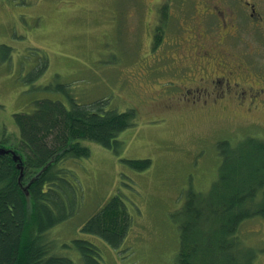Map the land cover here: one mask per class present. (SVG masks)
Wrapping results in <instances>:
<instances>
[{
    "label": "rangeland",
    "instance_id": "1",
    "mask_svg": "<svg viewBox=\"0 0 264 264\" xmlns=\"http://www.w3.org/2000/svg\"><path fill=\"white\" fill-rule=\"evenodd\" d=\"M226 1L239 20L232 57L259 91L264 89V31L251 28L249 12L239 10L252 2L256 15L264 16V0H204L201 6L211 9ZM154 4L155 0H0L1 138L11 134L14 142L18 130L13 115L28 112L34 100L50 97L69 105L56 85H63L79 103L106 99L107 108H131L137 114L133 125L118 136V153L83 141L90 157L65 165L75 178L77 210L47 234L74 264H83L79 253L62 247L74 239L94 243L102 264H173L179 234L172 214L181 208L189 188L206 192L216 178L217 143L264 139V101L253 108L232 99L225 107L223 103L207 109L171 105L176 97L165 84L176 79L168 71L167 57H178L175 65L181 63L177 48L186 50V43H168L185 39L191 19L172 6L162 43L153 49L150 40L159 26ZM186 8L193 11L196 6ZM202 21L199 14L197 23L204 25ZM246 65L262 76L256 79ZM260 92L262 98L264 91ZM121 159H149L151 166L136 171ZM115 194L122 195L133 220L125 246L118 251L80 230ZM243 232L247 245H264V218L247 222ZM256 264H264V250Z\"/></svg>",
    "mask_w": 264,
    "mask_h": 264
},
{
    "label": "trees",
    "instance_id": "2",
    "mask_svg": "<svg viewBox=\"0 0 264 264\" xmlns=\"http://www.w3.org/2000/svg\"><path fill=\"white\" fill-rule=\"evenodd\" d=\"M166 8L153 34V49L168 25ZM56 88L69 105L50 97L34 100L28 112L13 115L18 130L14 142L11 134L0 135V148L18 156L15 160L10 152L0 154V264H74L47 234L77 210L75 178L65 165L90 157L83 141L118 153V136L137 116L135 109L107 108L106 99L79 103L63 85ZM216 148V178L206 192L189 188L181 208L172 214L179 234L173 264H256L264 250L263 244L247 245L243 232L247 222L264 218V139L221 140ZM121 161L136 171L151 166L149 159ZM132 222L122 195L115 194L80 230L118 251L125 246ZM62 247H73L83 264H102L100 250L86 239Z\"/></svg>",
    "mask_w": 264,
    "mask_h": 264
},
{
    "label": "flooded vegetation",
    "instance_id": "3",
    "mask_svg": "<svg viewBox=\"0 0 264 264\" xmlns=\"http://www.w3.org/2000/svg\"><path fill=\"white\" fill-rule=\"evenodd\" d=\"M203 1L155 0V8L153 5L151 6L158 19V25L161 23L162 12L166 7V11H169L173 6L186 17L189 15L188 18L191 19L188 28L184 29L187 32L185 39L180 42L171 40L168 43L171 47H180L182 42L186 43V50L177 48L178 53H181L180 58L183 62L180 68L179 65L182 62L175 65L178 57H167L168 71L171 77L176 79L165 84L176 97L177 103H171V105L207 109L223 103L224 105L221 107H225L229 103V99L241 106L246 103L249 108L262 104L264 96L260 98V91H264V89L261 87L258 91L251 78L242 74L245 71L238 68V64L234 62L236 59L232 57L231 48L236 45V41H234L236 36L234 35L239 30L237 12L231 8L227 1L220 6L213 5L211 9L203 8L201 6ZM194 5L196 9L193 11L186 8ZM246 10L249 12L246 18L251 28L264 31V16L259 13L256 15L258 10L256 4L245 2L239 12L244 13ZM199 14L204 16V21H202L204 25L197 23ZM228 25L234 29H227ZM153 41L154 36L150 40L151 45L154 46ZM260 43L264 45V38L261 39ZM262 54L264 55V46ZM247 68L256 79L262 76L254 73L252 67L247 66ZM168 71L165 70L164 72L169 74Z\"/></svg>",
    "mask_w": 264,
    "mask_h": 264
},
{
    "label": "water",
    "instance_id": "4",
    "mask_svg": "<svg viewBox=\"0 0 264 264\" xmlns=\"http://www.w3.org/2000/svg\"><path fill=\"white\" fill-rule=\"evenodd\" d=\"M9 152L14 156L15 160L18 159V156H16L12 151H10V150L7 151L5 149L0 148V154H6V153H9Z\"/></svg>",
    "mask_w": 264,
    "mask_h": 264
}]
</instances>
